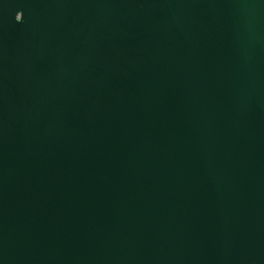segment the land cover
<instances>
[{
  "label": "water",
  "instance_id": "1",
  "mask_svg": "<svg viewBox=\"0 0 264 264\" xmlns=\"http://www.w3.org/2000/svg\"><path fill=\"white\" fill-rule=\"evenodd\" d=\"M0 264H264V0H0Z\"/></svg>",
  "mask_w": 264,
  "mask_h": 264
}]
</instances>
